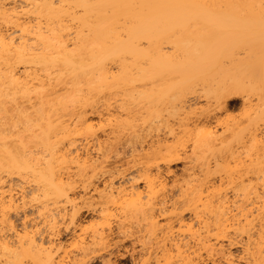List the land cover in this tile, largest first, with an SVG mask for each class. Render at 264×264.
Here are the masks:
<instances>
[{
	"label": "bare ground",
	"instance_id": "bare-ground-1",
	"mask_svg": "<svg viewBox=\"0 0 264 264\" xmlns=\"http://www.w3.org/2000/svg\"><path fill=\"white\" fill-rule=\"evenodd\" d=\"M234 95L242 119L197 120ZM182 155L202 178L170 194ZM112 206L153 264H264V0H0V264L104 261ZM83 209L105 221L71 254Z\"/></svg>",
	"mask_w": 264,
	"mask_h": 264
},
{
	"label": "rangeland",
	"instance_id": "rangeland-1",
	"mask_svg": "<svg viewBox=\"0 0 264 264\" xmlns=\"http://www.w3.org/2000/svg\"><path fill=\"white\" fill-rule=\"evenodd\" d=\"M200 93H201V91H200ZM202 95H203V93H201V94L198 93V95H196L195 97H192V98H191V99H192V100H191L192 103H194V101H196V103L198 102L199 104L197 103V105H198V106L200 105L201 108H202V106L207 107L208 104H206V103H208V101H209V100L207 99L208 101L206 102V98H205L204 96H202ZM198 96H200V97H198ZM234 96H236V95H234ZM196 97H197V98H196ZM203 97L205 98V100L203 99ZM241 97H242L244 100H245V98H246L245 95H241V96L238 95V96H236V97H233V96L228 97V98L226 99V101H227V102H226V105H225V107H223L224 109H221V112H219V111L217 112V111H216L215 114H218V115L213 114V115H212V117L214 116L213 118H208V119L205 118L204 121H203V118H204V117H201V118L199 119V118L196 116V118H195V117L192 118V119L195 120V121H194V120H191L192 122H190L188 119L185 118L186 115H185V117L183 116L182 118H184V119L186 120V122H190L191 124H193V121H194V122H198V121H199V122H202L201 125L203 124V122H206V120H207V122H206V124H207V123H208V120L211 119L212 121H209V124H210V123H211V124H215V123H216V124H215L216 126H217V124H218V123H217V120H218L220 117H221L220 119H222L223 121H226V120H228V121H230V120H231V121H233V120H235V121H236V120H240V118L242 119V118L245 116L246 108H247V106H248V104H247L248 102H245L246 100L243 101V99H242ZM195 98H196L197 100H196ZM200 98H201V100H200ZM253 98H254V97H252L251 100H250L249 97H247L246 99H247V101L250 100V101H254L253 103H256V101H257L256 99H257V98L255 97V98H256V99L254 98L255 100H253ZM194 99H195V100H194ZM239 99H240V100H239ZM248 99H249V100H248ZM244 102H245V103H244ZM205 104H206L207 106H206ZM246 104H247V105H246ZM200 106H199V107H200ZM243 106H244V107H243ZM199 107H198V108H199ZM205 107L203 108L204 110L206 109ZM207 108H208V107H207ZM225 109H226V110H225ZM242 109H243V110H242ZM247 109H248V108H247ZM162 110H163V109H162ZM219 110H220V109H219ZM222 111H223V112H222ZM226 111H227V112H226ZM164 112H165V111H164ZM225 112H226V113H225ZM228 112H229V113H228ZM231 112H232V113H231ZM166 113H167V114H166ZM220 113H221V114H220ZM227 113L229 114V116H228ZM240 113H241V114H240ZM162 114H164V117L162 116L163 119H166V117L168 116V111H166L165 113H162ZM198 114H199V113H198ZM231 114H232V115H231ZM166 115H167V116H166ZM220 115H221V116H220ZM165 116H166V117H165ZM192 116H193V115H192ZM216 116H217V117H216ZM231 116H232V117H231ZM235 116H236V119H235ZM168 117H170V116H168ZM176 117L182 119L181 116H179V117L176 116ZM176 117H175V120H176L175 122H176V123L174 122V120L172 121V118H171V117H170V120H168V122L170 121V122H169V126H170V128L173 129V130H175L176 132H178L177 130L181 129V126H180V125L177 126V125H178L177 123H179V122L182 123L183 121H179V122H178V121H177L178 119H177ZM215 117H216L217 119H216ZM223 117H224V118H223ZM225 117H226V118H225ZM228 117H229L230 119H229ZM197 118H198V119H197ZM238 118H239V119H238ZM168 119H169V118H168ZM180 119H179V120H180ZM196 119H197L198 121H196ZM215 119H216V120H215ZM182 120H183V119H182ZM201 120H202V121H201ZM213 120H215V122H214ZM170 123H171V124L174 123V124L171 125ZM175 124H176V125H175ZM179 124H180V123H179ZM196 124H198V123H196ZM167 125H168V124H167ZM201 125H200V126H201ZM169 126L167 127V129L169 128ZM171 126H172V127H171ZM173 126H174V127H173ZM176 126H177L178 128H177ZM213 126H214V125H213ZM162 127H163V129L165 128L166 131L164 130L165 132H163V129L161 128V130L159 131V132H160L159 135L161 136V134H162V136L165 137V134H167V131H169L170 128H169V130H167L165 126H162ZM175 127H176V129H174ZM218 128H219V132L221 133V130H220V129H221L222 127L218 126ZM161 131H162V132H161ZM155 133H156V132H155ZM155 133L152 132V133H151V134H152L151 136H155V135H156ZM168 134H169V132H168ZM168 134L166 135V137L169 136ZM163 137H162V138H163ZM169 137H170V136H169ZM149 140H150V137H149L148 141H149ZM146 145H147V144H146ZM190 145H191V143H189V144L187 145V151H188V152L190 151V148H191ZM147 147H148V145L146 146V148H147ZM188 147H190V148H188ZM147 149H148V148H147ZM188 149H189V150H188ZM121 150H122V149H120V151H121ZM125 151L127 152V151H129V150L125 149V150H124V153H125ZM122 152H123V151H121V153H122ZM147 152L149 153L150 151H147ZM147 152H146V154H148ZM124 153H122V154H124ZM122 154H121V158L124 156L123 159H125V158L127 159V158L129 157L126 153H125V155H123V156H122ZM128 154L130 155L129 152H128ZM188 155H190V152L188 153ZM125 156H126V157H125ZM151 156H152V155H151ZM183 156H185V155H182L181 159H180V160H179V159L177 160L178 162H177L176 160H174L173 162H170V164H168V166H167L166 162H163V161L160 162V165H161V166H160V169L162 168V170H165L164 172H163L162 170H161V171L163 172V175H164V177L166 178V180H167V182H168V184H169V185H168V188H169V193H170V194H173V192H174V193H175L174 195H177V191H178V189H175V188L173 187L174 185H176V183H179V185L184 184L183 182H186L189 178L199 177V175H200L199 178H202V174H203V173H202V171H201V168H200L199 166L196 167V163H195V165H194V164H193L194 162L191 163V161H190V159H189L188 157H187V158H184ZM186 156H187V155H186ZM182 159H184L185 162H184ZM185 159H186V160H185ZM179 161H180V162H179ZM181 161H182V162H181ZM187 161H189V162H187ZM175 162H176V163H175ZM188 163H189V165H190V163H191V165L189 166ZM165 164H166V165H165ZM231 165H232V166H231V169H235V168H234V165H235V164L232 163ZM166 166H167V167H166ZM169 166H170V167H169ZM186 166H187V167H186ZM191 166H193V167H191ZM211 166H213L212 168H215L213 164H212ZM164 167H165V168H164ZM184 167H185L186 169H188L189 173L192 174V175H190L186 169L184 170ZM188 167H189V168H188ZM198 167H199L200 169H197V171H196V168H198ZM169 168H170V170H171L170 173L168 172V171H169ZM191 168H192V170H191ZM193 168H194L195 170H194ZM166 169H167V170H166ZM190 170H191V172H190ZM199 170L201 171L200 173H199ZM166 171H167L169 174L166 173ZM184 171H185V174H183ZM186 171H187V172H186ZM192 171H194V172H192ZM196 173H197V174H196ZM198 173H199V174H198ZM167 174H168V175H167ZM186 174H187V178H188V179H185V180H186V181H185L183 178L186 177ZM193 174H194L195 176H193ZM169 175H170V176H169ZM175 175H176V176H175ZM183 175H185V176H183ZM189 175H190V176H189ZM196 175H197V176H196ZM166 176H167V177H166ZM188 176H189V177H188ZM221 176H222V174L220 175V173H218V174H216L215 178L218 179V177H219V179H220ZM181 178L184 180L183 182H182V181H180V182L178 181V180H181ZM173 181H174L175 184L173 183ZM177 181H178V182H177ZM176 190H177V191H176ZM172 191H173V192H172ZM112 207H113V206H112ZM112 207H110L111 210H112V211H113V210L115 211L114 207H113V208H112ZM83 210H84V211H83ZM83 210H82V213H83V212H84V213H83V215H82V213H81V220H82V221H85V222H82L81 227H83V223H84L86 226L84 225V229H82V228L80 227V228L82 229V231H79L78 229H80V228H78V229L76 230L75 233L78 232L77 235H79V236H80V234H82L81 236H82L83 238H86V239H85V242H87V241H89L88 238L91 237V234L93 233V229H91V228H92V225L95 226V227H93L94 230H95V229L97 228L98 225L101 226V225L99 224V222H100L101 224H103V223H104L103 221H105V220H104V219L102 220V216H99V214H95V215H94V217L97 218V219H95V218L93 217V214H94V213H89V212L87 211V209H83ZM112 211H111V213H110V215H109V217H108L109 221H108V219H107V223H106V225H105V224H104V225H105L106 232H108V233H109V228H112V227L115 226L113 230L111 229V231L113 232L112 234L114 235V236H112L111 238H112V241H113L114 243L111 242L113 245H112V247L110 248V250H111V249H113L114 246L117 245V247H115V248L113 249L114 253H113V251H111V252L109 251V255H108L107 253H105V254L98 253L100 247L97 246V247H94V250H96V251H95L96 254H93V255H91V256L98 255V254H102V255L104 256V257H103L104 261L101 260V258H99L98 256H95L94 258L90 256L92 259H89V258H88V260H86V262L88 263V261H89L88 264H101V263L103 262V264H104V262H105V260H106L108 263L110 262L109 264H145V263L151 261L152 264H153V263H154V260H153V259H154V256L150 255L152 249L150 248V250H149V247H152V243L154 244V240H155V239H154V236H152L151 234H150V237H149V234H145V233H147V231H146V224H145V221L142 222V220H140V221H139V224H138V223H137L138 221L136 222L135 220H133L134 222H133V221L131 222L130 220H128V221L130 222V224H129L128 221L125 223V224L127 225L126 229L130 228V226H132V227L134 226V228L136 227V231L139 230V231H137V233H138V234H137L134 228L131 227V228H130L131 230L128 229L127 231H130V232L134 229V232H135V233H134L133 231H132L131 233L128 232V233H127L128 236H130V235H131V236H130V237H127V238H128V240H127V238H125V236H122V237H121L120 235L118 236V231H117L118 228H119L118 226H120V225H121V222H122V220H121V215H120V216L118 215V213L120 214V212L117 211V210H116L117 213H116V211H115V212H114V211L112 212ZM88 213H89L90 215H89ZM116 214H117V215H116ZM91 215H92V216H91ZM115 215H116V217H115ZM98 216H99L101 219L98 218ZM113 216H114V217H113ZM82 217H83V218H82ZM110 217H111L112 219H113V218H114V219H113V220H110V219H111ZM118 217L120 218V221H121V222L119 221V218H118ZM93 218H94V219H93ZM83 219H84V220H83ZM117 219H118V220H117ZM92 220H93V221H92ZM94 220H95V221H94ZM97 220H98V221L101 220V221L97 222L98 224H97V223H93V222H96ZM114 220H115V221H114ZM111 221H112V222H111ZM109 222L111 223V225L113 224L112 227H111L110 225H108V224H110ZM118 222H120V224H119ZM92 223H93V224H92ZM114 223H115L116 225H115ZM117 223H118V226H117ZM127 223H128L129 225H128ZM131 223H133V225H132ZM135 223H137V224H135ZM142 223H143L144 225H142ZM134 224H135L136 226H135ZM89 225H90V226H89ZM107 225H108V228H107ZM139 225H140V226H139ZM116 226H117V229H116ZM138 226H139L140 229L138 228ZM141 227H143V228L145 227V229H142ZM91 230H92V233L90 232ZM107 230H108V231H107ZM141 230H142V231L144 230L145 233L142 232ZM111 231H110V232H111ZM89 232H90L91 234H90ZM115 232H117V236H118V237H116V233H115ZM75 233H72V232H71V233L68 232V233H65V234L62 233L61 237H60V238L58 239V241H57V244L60 245L61 248H62V246H63V247L65 246V247L62 248V249H66L68 252L70 251L69 253H71V254H74V253L77 252V250H78L77 246L79 247V245H80V243L78 244L77 242H80V241H81V236H80L79 239H77V235H76V237H75V239H76V243H74L75 241L73 242V240H75V239H74V236H75L74 234H75ZM129 233H130V234H129ZM133 233H134V234H133ZM141 233H142V234H141ZM83 234H84V235H83ZM132 234H133V236H132ZM136 234H137V235H136ZM139 234H140L144 239L141 238V236H138ZM89 235H90V236H89ZM134 235H136V236H134ZM79 236H78V237H79ZM144 236L147 237V238H145ZM119 237H120L121 239H120ZM137 237H138V239L136 240ZM148 237H149V238H148ZM72 238H73V239H72ZM116 238H117V239H116ZM122 238H125V239H122ZM139 238H140V240H141V239L143 240V241L141 240L142 243H141V241L139 240ZM115 239H116V240H115ZM145 239H146V240L149 239L150 246H149V242H147V243L145 242V241H146ZM59 240H60L61 242H59ZM90 240H91V239H90ZM114 240H115V241H114ZM117 240L121 242V243H118L119 245L116 244V243L118 242ZM125 240H126V241H125ZM144 240H145V241H144ZM122 241H123V242H122ZM124 241H125V242H124ZM127 241H128V242H127ZM133 241H134V242H133ZM137 241H139V242H137ZM152 241H153V242H152ZM83 242H84V239H83ZM59 243H60V244H59ZM70 243H71V244H70ZM134 243H135V244H134ZM145 243H146V245L148 244V246L144 245ZM68 245H69V246H68ZM118 246H120V247H118ZM141 246H142V247H141ZM69 247H70V248H69ZM76 248H77V250H76ZM95 248H97V249H95ZM119 248H120V249H119ZM68 249H69V250H68ZM115 249H116V250H115ZM117 249H119L118 252H117ZM142 249H143V250H142ZM72 250H74L75 252H72ZM94 250H93V251H94ZM120 250H121V251H120ZM123 250H124V251H123ZM235 250H236V249H233V250H232V253L235 254L236 257L238 256L237 258H239V257H240V254H241L240 252H242V251H241L242 249H239V250L237 249L236 251H235ZM97 251H98V252H97ZM147 251H149V254H148ZM233 251H234L235 253H234ZM61 252H62V250H61ZM95 252H94V253H95ZM97 253H98V254H97ZM103 253H104V252H103ZM110 253L112 254V256H110ZM121 253H122V254H121ZM142 253H143V254H142ZM124 254H125V255H124ZM145 254H146V255H145ZM237 254H239V255H237ZM105 255H106V258H105ZM139 255H140L141 257H140ZM97 257H98L99 259H98ZM108 257H109V258H108ZM95 258H96L97 260H96ZM107 258H108L109 260H110V259H111V260L109 261ZM149 258H150V259H149ZM152 258H153V259H152ZM140 259H141V260H140ZM147 259H148V260H147ZM151 259H152V260H151ZM25 260H27V259H25ZM99 260H100V261H99ZM90 261H91V262L93 261V262L91 263ZM151 262H150V263H151ZM108 263H107V264H108Z\"/></svg>",
	"mask_w": 264,
	"mask_h": 264
}]
</instances>
